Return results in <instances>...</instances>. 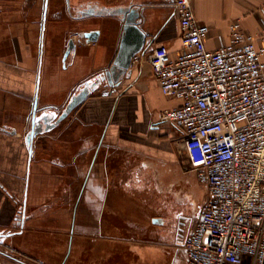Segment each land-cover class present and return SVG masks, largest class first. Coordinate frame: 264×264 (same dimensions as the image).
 <instances>
[{"label":"crops","instance_id":"1","mask_svg":"<svg viewBox=\"0 0 264 264\" xmlns=\"http://www.w3.org/2000/svg\"><path fill=\"white\" fill-rule=\"evenodd\" d=\"M125 1L143 5L141 26L154 38L153 45L115 85L119 94L103 95L110 85H100L63 121L60 132L36 138L32 154L26 138L11 132L21 121L15 116L20 113L16 97L23 93V75L6 61L14 55L22 65V56L0 46V233L8 234L5 250L27 264H188L184 242L198 220L196 213L183 209L180 195L168 199L143 193L150 184L146 174L156 168L149 159L173 160L183 146L184 130L162 115L181 100L164 95L149 60L153 48L162 44L173 56L180 54V20L172 16L173 0L116 2ZM192 1L197 19L209 25V48L229 41L234 18L252 32L259 30L264 0ZM95 18L97 22L75 35L98 28L99 40L86 42L79 36L77 49L64 60L66 40L60 58L49 60V105L56 110L117 54L120 17ZM5 36L2 32L0 40ZM40 38L35 95L42 80ZM257 44L264 45V39ZM48 135L49 150L45 146L43 152L49 160L46 154L39 163L34 158L38 142L47 141L42 137ZM0 262L11 263L2 256Z\"/></svg>","mask_w":264,"mask_h":264},{"label":"built area","instance_id":"2","mask_svg":"<svg viewBox=\"0 0 264 264\" xmlns=\"http://www.w3.org/2000/svg\"><path fill=\"white\" fill-rule=\"evenodd\" d=\"M182 50L162 44L149 60L164 95L181 103L163 117L185 132L183 146L208 189L185 239L188 264H264V7L258 32L229 25L230 39L207 46L210 31L192 0H173ZM147 54H135L138 64ZM103 95L119 94L108 86Z\"/></svg>","mask_w":264,"mask_h":264},{"label":"rangeland","instance_id":"3","mask_svg":"<svg viewBox=\"0 0 264 264\" xmlns=\"http://www.w3.org/2000/svg\"><path fill=\"white\" fill-rule=\"evenodd\" d=\"M62 1L51 0L50 10L44 19L43 0H0V37L2 32H6L5 38L0 40V46L3 45L7 52L20 53L23 61L22 65L17 64V57L14 55L11 56V60L6 61L11 68L20 69L23 75V93L20 94V99L16 97V103L20 102V113L15 116L21 120L15 129L21 133L23 138H26L30 128V116L36 96L35 86L41 51V27H45L46 30H43L42 80L39 95L40 102L46 103L49 101V89H47V86H49V60L52 62L54 57L60 58L65 48V41L68 39L67 34H72L71 31L79 28H88L89 25H93L98 20L92 17L86 18L82 22L72 19L69 22V15L66 11L60 13L53 11ZM105 1L115 3L117 0ZM80 2L81 0L75 1L76 5H79ZM43 22H45V26L42 25ZM72 37L78 41L80 40L78 35ZM26 89H29L31 93H25ZM64 107V105L61 106L58 111L61 112ZM65 126V122H62L59 127L51 132L57 130L60 132ZM47 133L49 132L43 134ZM40 135L36 138H39ZM42 138L48 140L38 142V153L36 151L34 158L39 163L45 161L43 158L46 154L49 160L48 153L43 152L45 146L49 150V135ZM149 163L156 166V168L151 169L150 173L146 174V176H149L150 184L144 186V195L153 196L157 194L160 198L168 199L174 197V195H180L183 209L192 214L196 213L198 219L208 196V189L198 181L196 171L192 167L184 147L182 146L178 151L176 150V157L173 160L153 158L149 159Z\"/></svg>","mask_w":264,"mask_h":264},{"label":"water","instance_id":"4","mask_svg":"<svg viewBox=\"0 0 264 264\" xmlns=\"http://www.w3.org/2000/svg\"><path fill=\"white\" fill-rule=\"evenodd\" d=\"M68 2H70V0H68ZM142 6L143 5L141 3H133L127 8H121L113 12H108L105 9H96V5L90 3L80 11V14L77 16L79 19L104 16L108 13L121 15L120 19L122 21L123 28L119 49L111 65L102 71L100 78L95 81L87 80L81 88L73 92L61 112L55 110V112L52 114L37 115V103L39 100V92L37 91L31 112L32 125L26 136V141L29 145L31 154L33 153L35 139L38 135L52 131L54 128L60 125L79 105H81L90 96L92 92H94L103 83L110 86L121 83L122 79L131 72L133 67L132 60L135 54L139 52L146 53L150 49L154 43V38L151 39L150 35L141 26L143 20ZM44 16L46 18L47 12L44 13ZM78 34L80 37H84L86 42H95L99 40L101 30L98 28L84 30L80 31ZM77 46L78 43L76 42L75 38L70 37L66 51L64 53V60H66L67 57L77 49ZM11 132L16 133L17 130L14 129L11 130ZM23 211L25 213L26 209ZM7 235L8 234L5 235L0 233V256L5 257L13 264H27L22 258L5 250L4 240ZM11 263L0 262V264Z\"/></svg>","mask_w":264,"mask_h":264},{"label":"flooded vegetation","instance_id":"5","mask_svg":"<svg viewBox=\"0 0 264 264\" xmlns=\"http://www.w3.org/2000/svg\"><path fill=\"white\" fill-rule=\"evenodd\" d=\"M75 1L76 0H70V2H68V0H63L61 2V4L53 11L56 12V13H58V12L60 13V12L66 11L69 15H71L72 17H74L77 20L78 19L77 16L80 14V11L83 8H85L87 5H89L90 3L91 4H95L96 5V9H105L108 12H113V11H116V10L121 9V8L122 9L123 8H127V7H129V6H131L133 4V2H131V1L104 4L102 0H87V1H85V0L82 1L81 0V2H80L81 5L80 4L76 5ZM50 3H51V0H43V13H45V12L48 13L49 12ZM107 15H113V16L121 17V15H118V14H110V13H108ZM107 15H104V16H107ZM44 19H45V16H44ZM44 23L45 22H43L42 25H44ZM43 28L45 29V27H43ZM69 32H70V30H69ZM71 32H73V33L72 34L71 33L67 34L68 35V39H66L67 42H68L69 38L74 36L76 34V32H78V31L74 30V31H71ZM41 37L43 39L44 33H43V35ZM101 74H102V72H100L99 74H96L95 76L89 78L88 80L95 81V80L100 78ZM85 82L83 84H81L80 87H82L85 84ZM39 91H40V89L38 88V92ZM55 110H56V108H54L51 105H49V101H47L46 103H41L40 102V95H39V100H38V103H37V115H40V114H43V115L52 114L53 112H55ZM30 123H31L30 124V128L28 130L31 129L32 115L30 116Z\"/></svg>","mask_w":264,"mask_h":264}]
</instances>
